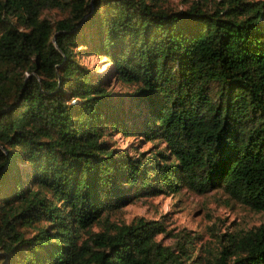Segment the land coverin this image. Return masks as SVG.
<instances>
[{
  "label": "trees",
  "instance_id": "obj_1",
  "mask_svg": "<svg viewBox=\"0 0 264 264\" xmlns=\"http://www.w3.org/2000/svg\"><path fill=\"white\" fill-rule=\"evenodd\" d=\"M183 189L261 221L113 217ZM0 264H264V0H0Z\"/></svg>",
  "mask_w": 264,
  "mask_h": 264
},
{
  "label": "rangeland",
  "instance_id": "obj_2",
  "mask_svg": "<svg viewBox=\"0 0 264 264\" xmlns=\"http://www.w3.org/2000/svg\"><path fill=\"white\" fill-rule=\"evenodd\" d=\"M165 1L173 7H180L185 6L190 0ZM47 14L55 18L61 16L55 10L48 11ZM79 60L100 72L108 70L110 65L109 58L103 55L79 54ZM113 88L119 89L121 84L115 82ZM112 137V143L119 147H128L130 144L138 143L139 149H147L150 145V142H139L138 138L124 136L120 133H113ZM162 214L167 215L165 221L173 233L186 228L191 234H199L201 240L197 242V245L211 239V232L230 229L237 223L242 226H250L261 221L259 213L230 202L220 191L199 194L185 189L176 194H159L136 199L114 213L113 217L129 222L137 216L156 219L160 218ZM158 239L164 243H173L174 241L173 236L166 234H159Z\"/></svg>",
  "mask_w": 264,
  "mask_h": 264
}]
</instances>
